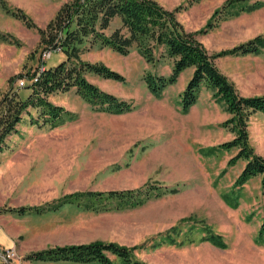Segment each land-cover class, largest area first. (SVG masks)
<instances>
[{"label": "rangeland", "instance_id": "1", "mask_svg": "<svg viewBox=\"0 0 264 264\" xmlns=\"http://www.w3.org/2000/svg\"><path fill=\"white\" fill-rule=\"evenodd\" d=\"M68 1L0 0V94L10 87V79L35 71L41 55L49 67L64 59L59 52L50 57L41 54L37 27H45ZM155 1L165 9H178L176 16L184 29L198 32L227 0ZM3 4L25 13L35 27L6 13ZM119 26L120 20L115 19L108 33ZM258 35H264V6L220 19L209 32L197 37L210 54H216ZM83 58L121 73L123 82L90 73L87 78L131 102L134 109L124 114L97 111L75 88L52 94L51 102L77 117L54 128L32 124L29 115L24 118L19 133L9 138L7 148L0 153V217L10 213L9 207L43 205L78 191L106 192L145 185L179 191L154 196L143 205L124 210L94 212L66 204L54 212L30 213L24 218L28 224L23 225L28 234L19 238L20 243L38 251L97 240L116 242L135 247L134 256L146 264H264L261 176L236 188V208L226 202L224 195L233 189L246 160L229 164L238 149H216L234 134L222 127L231 115L211 90L202 88L198 102L188 113L182 112L181 93L194 69H186L157 98L144 76H169L172 59L162 56L148 62L136 46L128 55L95 47ZM215 62L242 95L264 94V50L258 55L220 57ZM21 81L27 80L18 77L13 86H22ZM31 113L38 116L35 109ZM248 124L250 144L264 156V115L253 114ZM206 227L223 236L225 248L205 239ZM0 238L6 239L2 227ZM26 255L19 259L26 261ZM110 257L120 263L115 256ZM14 258L15 253L8 259ZM0 264H6L2 258Z\"/></svg>", "mask_w": 264, "mask_h": 264}, {"label": "trees", "instance_id": "2", "mask_svg": "<svg viewBox=\"0 0 264 264\" xmlns=\"http://www.w3.org/2000/svg\"><path fill=\"white\" fill-rule=\"evenodd\" d=\"M263 6L264 1L261 0L253 3L251 0H227L214 12L205 27L198 32H188L176 16L178 9H165L155 0H70L64 3L45 27H37L41 54L49 51L53 55L54 52H59L64 55V59L49 67L47 60L41 55L40 65L35 71L16 77H25L27 81L24 86L15 88L13 82L16 78H12L10 87L0 94V153L7 148L9 138L19 133V125L28 115L32 124L51 128L77 117L75 113L49 100L55 93H66L75 88L76 93L97 111L109 114L132 111L134 105L131 102L102 90L88 80L87 74L121 82L125 81V77L102 62L85 60L83 55L95 47L110 48L122 55H128L131 48L136 46L148 62H156L162 56L173 60L169 76L152 73L144 76L148 89L155 97H162L163 91L176 83L186 69L193 68V75L181 93L182 112L188 113L198 102L202 88H206L213 92V97L223 103L230 113L231 117L222 123V127L230 130L234 138L221 143L216 149H238L229 164L240 159L246 160L233 189L224 195L226 202L236 208L239 205L237 187H242L251 178L260 175L264 189V156L255 152L250 144L248 131L250 117L255 113L264 115V94L242 95L234 82L220 70L215 60L220 57L262 53L264 35H258L216 54H210L197 36L209 32L220 19L239 16L242 12H251ZM2 8L6 13L26 22L29 27H35L25 13L12 10L6 4ZM115 19L120 20L121 26L108 33ZM156 53L159 57H156ZM33 109L37 111V117L31 113ZM178 191L177 188L162 189L151 185L106 192L78 191L43 205L9 207L7 211L19 215H42L57 211L66 204H75L94 212L124 210L143 205L154 196ZM206 229L208 235L205 239L216 246L226 247L222 235L212 232L210 227ZM263 233L264 224L260 230V234ZM134 249L135 247L116 242L97 240L33 251L25 259L118 264L110 257L113 255L120 261L119 264H146L134 256Z\"/></svg>", "mask_w": 264, "mask_h": 264}, {"label": "crops", "instance_id": "3", "mask_svg": "<svg viewBox=\"0 0 264 264\" xmlns=\"http://www.w3.org/2000/svg\"><path fill=\"white\" fill-rule=\"evenodd\" d=\"M26 215H19L16 213L3 214L0 217V227H2L6 233V239L0 238V258L3 259V262L6 264H34L33 262H29V260L21 261L20 259L24 256V254H28L31 249H28L25 244H21L19 238L22 235L28 234L26 231V227L23 225L28 224V221H25ZM25 218V219H24ZM33 249V248H32ZM11 250L16 255L17 258L8 259L7 251ZM20 258V259H19ZM50 262V261H49ZM50 264H82L70 261H61V262H50Z\"/></svg>", "mask_w": 264, "mask_h": 264}, {"label": "built area", "instance_id": "4", "mask_svg": "<svg viewBox=\"0 0 264 264\" xmlns=\"http://www.w3.org/2000/svg\"><path fill=\"white\" fill-rule=\"evenodd\" d=\"M51 56V52H45V57H50ZM20 85H22V86H24L25 85V82L24 81H21L20 82ZM6 255H7V258H11L13 255H14V252L13 251H11V250H8L7 251V253H6Z\"/></svg>", "mask_w": 264, "mask_h": 264}]
</instances>
